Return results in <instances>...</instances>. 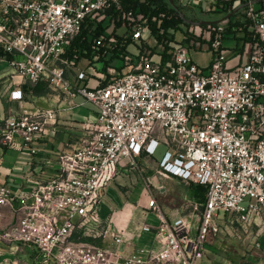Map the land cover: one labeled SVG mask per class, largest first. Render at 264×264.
<instances>
[{"label":"built area","instance_id":"obj_1","mask_svg":"<svg viewBox=\"0 0 264 264\" xmlns=\"http://www.w3.org/2000/svg\"><path fill=\"white\" fill-rule=\"evenodd\" d=\"M206 1L207 11L221 14L215 3L222 0ZM243 1L251 38H241L234 49L219 36L213 39L208 69L185 47L173 49L167 61L161 53L137 50V62L128 61L125 71L115 69L103 84L104 75L89 64L77 69V55L69 57L68 49L87 23L95 29L110 17L109 10L124 9L123 0H0V74L9 80L8 98L15 103L0 120V144L30 155L22 182L0 181V208L12 211V219L0 227V243L28 246L41 264H197L208 255L226 214L235 216L245 233L254 224L259 227L254 234L261 233L264 0ZM141 18L124 12V30L115 33L134 40L152 33ZM207 26L225 32V26ZM110 33L95 36L93 48L104 47L106 38L115 44L117 36ZM234 52L238 61L229 67ZM92 77L98 81L94 86L88 82ZM40 83L49 89V96H40L43 103L35 102L32 90ZM79 94L85 101L75 102ZM85 102L97 109L95 119L80 121L76 140L49 152L62 111ZM161 147L160 177L206 188L205 201L193 205L194 213L201 212L199 222L193 224L187 213L167 215L149 193L152 182L145 180V206L157 222L144 223L142 230L154 236L150 245L128 252L130 238L102 215V192L137 167V158H153ZM84 236L99 241L81 240Z\"/></svg>","mask_w":264,"mask_h":264},{"label":"rangeland","instance_id":"obj_2","mask_svg":"<svg viewBox=\"0 0 264 264\" xmlns=\"http://www.w3.org/2000/svg\"><path fill=\"white\" fill-rule=\"evenodd\" d=\"M173 2H176V5H182L183 14L192 18L193 20H207L211 22L216 21L212 22L216 28L219 25H222L225 26L226 30L228 24L230 23V18L224 20L221 19L240 6L243 7L239 9L234 15H232L231 18L235 21L246 19L244 3L239 4L233 2L231 5L233 9H230V7L228 10H224L220 15L218 14L216 16L215 14L207 11L209 3L206 0L199 5L197 4L193 6H189L187 4L188 0H173ZM261 5V2L255 3L256 7H260ZM119 11V17H123V13L127 10L121 9ZM136 24V22L133 23V25ZM246 24L247 22L244 25ZM142 25H144V22H142ZM181 28L182 29L180 30H175L173 33H165L166 38H163L162 42L152 33H145L143 38L134 40L128 45V52L126 53L124 50L122 51L120 49V47H122L120 46L122 43L118 45V37H116L117 42H115V44L106 38V45L99 49L96 48V52L92 59L90 57H79V53H75L77 55V69L80 68V66L86 67L87 64H89V69L100 75L103 74L104 79L107 78V74L109 73L110 76L108 81H110L115 69L118 71H125L126 67L129 66L128 61H131V63L134 61L137 62L139 56L133 52L140 50V54L142 55L148 54L153 56L155 54L162 53V51L165 49V42L171 47L168 50L170 54L172 53V50L177 47H185L189 49V54L199 66L208 69L214 57V50L209 47L213 39L219 36L222 38L225 47L234 49L241 44V38H245V36L248 35L247 33H242L241 31H237L236 33H218L217 30H213L212 28L210 29L207 24L197 27L188 23H182ZM123 30L124 28L122 27L118 29L119 32ZM249 35L251 36L252 34L249 33ZM75 54H73V56ZM235 54L236 52L231 54L229 60L226 62L229 67L235 65L238 61V57L233 56ZM128 57H132V60H130V58L128 59ZM3 67V64L0 65V70L3 69ZM77 69H74L75 73ZM7 72H9V69ZM44 95L49 96L48 92H46ZM74 100L75 102L80 103L85 101V98L79 94ZM37 102L43 103V100L37 97ZM91 105L93 106L92 103L85 102L83 105L70 109L67 113H70V116H75L76 114V116H79L78 119H80V116L82 115L81 112L88 111V108H90ZM93 108L95 107L93 106ZM5 109L6 105L0 102V110L3 112V114L5 113ZM12 147L13 148L8 147L5 151L4 147L0 146V150L2 153H4L3 165L10 168L16 164V159L19 157L21 150L17 146ZM164 150L165 148L161 147L159 151L153 156V158L145 156L137 158V167L130 169L129 172L125 173V176H123L119 181L112 182L111 185L107 186L103 190V212L108 213L110 211V207H121L122 204L127 199H129L134 204L141 203L135 215V221L137 223L142 222L144 217L146 218L147 222L156 223L157 216L155 212L148 210V208L145 206L149 199V195L143 190L144 181L150 180L152 182V187L149 193L151 196L157 199L159 206L165 211L167 215L169 214L176 216L177 214L187 213L190 215V218H192L193 224L199 222V214H201V212L196 210L198 214L194 213L195 210L193 205L196 203L201 205V203L205 201L204 198L206 195V189L203 185H199L194 182L183 181L177 177H160L156 173V165L161 159ZM53 156L54 155H51V157ZM24 167V171L28 172L29 164H24ZM21 169H23V167ZM12 176L16 177L17 174L13 172ZM140 177H142L143 186L141 190H134V187ZM159 186H163L165 189L160 190L158 188ZM222 214L223 213H221V215ZM219 222L221 231L214 242L209 244V253L207 255L208 258L205 256L197 264H215L214 259L217 256L225 261L222 262V264H241L244 260L245 239H247V233H245L240 223L233 215L226 214L220 217ZM143 236L144 239L142 242H145L150 236L153 237V234L151 232L145 231ZM0 247V264H41V262L38 260L37 252L24 244H19L17 247H9L4 245H1ZM208 259H210V261Z\"/></svg>","mask_w":264,"mask_h":264},{"label":"crops","instance_id":"obj_3","mask_svg":"<svg viewBox=\"0 0 264 264\" xmlns=\"http://www.w3.org/2000/svg\"><path fill=\"white\" fill-rule=\"evenodd\" d=\"M90 86H94L97 84V79L92 77L89 81ZM9 80L4 78L1 79L0 74V102L6 105L5 113L1 112L0 110V120L5 118L9 112V109L15 105V103L9 101ZM35 102H37V97L40 98L39 95H34ZM42 100V99H41ZM68 110L62 111L58 123V132L57 136L50 142L48 145V151L52 152L56 149L62 148L65 146V144L68 142H74L76 140V135L79 132V124L81 123L83 119H89L93 120L96 117L97 109L93 108L91 105L90 108H88V111H82L81 118L78 119L79 116H70V113H67ZM0 146H3L0 144ZM5 151L8 147L13 148L12 146H3ZM16 147V146H14ZM19 147V146H17ZM16 149V148H15ZM50 154V153H49ZM0 158L2 159V163L0 164V181H6L9 179H14L15 182H22L23 181V175L27 174L28 172L24 171V164H26V161L30 158V155L26 152H23L20 150V155L16 159V164H14L13 167H7L3 165L4 161V153L0 150ZM23 167V169H21ZM13 172L17 174L16 177H13ZM19 175V177H18ZM21 175V176H20ZM141 204V203H140ZM140 204H134L131 200L127 199L121 207H110V211L106 213V216L111 218V227L117 230H123L128 238L131 240V245L127 249L128 252L135 251L134 249L150 245L151 241L153 240V237L150 236L146 239L145 242H142L144 239L142 230V227L144 223H146V218L144 217V220L142 222L137 223L135 221V215L137 212V209L140 207ZM1 216H0V227L5 226L11 219H12V211L11 209L7 207L0 208ZM103 212V210H102ZM169 215V214H168ZM171 218L176 217L175 215H169ZM262 221L264 223V213L262 217L257 219V222ZM149 223V222H147ZM152 225H155L156 223H150ZM258 225L254 224L250 233L247 234V239H245V253H244V260L241 264H264V229L259 234H254L258 230ZM151 233L154 236V232L151 231ZM94 239V238H93ZM96 240V239H94ZM96 241H99L97 239ZM258 244V245H257ZM9 246V247H17V246H11L9 244L0 243V246ZM1 248V247H0ZM208 258V256L206 255ZM217 258V259H216ZM214 259L215 264H222L223 261L220 259V257H216ZM210 261V259H208ZM228 264V263H227ZM231 264V263H229ZM236 264V263H235Z\"/></svg>","mask_w":264,"mask_h":264},{"label":"trees","instance_id":"obj_4","mask_svg":"<svg viewBox=\"0 0 264 264\" xmlns=\"http://www.w3.org/2000/svg\"><path fill=\"white\" fill-rule=\"evenodd\" d=\"M236 3V0H222L215 3L221 11L228 10L231 5ZM124 10H132L136 16L142 15L141 20H146V24L149 26L153 35H155L161 42L163 38H166L165 33H173L175 30H180L182 23H187L182 17V5H177L180 10H177L173 7L170 0H123ZM242 0L241 3L243 4ZM175 4H177L175 2ZM230 9H233L231 7ZM119 10L114 8L109 11L110 17L102 23H99L95 29H92V24L88 23L83 27L81 34L75 38L71 46L68 49V56L73 57V54L79 53V57H90L92 59L96 50L93 48V39L98 34L106 31L107 29L111 30L112 34H115L118 37L119 44L122 43L120 49L126 53L128 52V45L134 41L131 36H125L124 33H115L118 27L123 26L124 20L122 17H119ZM183 13V12H182ZM185 17L192 19L185 15ZM246 21L244 20H232L230 18V23L228 24L225 33H236L237 31H245L248 35L245 36V39H250L251 36L249 33H252L248 30V26L244 25ZM245 26V27H244ZM110 33V34H111ZM165 49L162 51L161 56L163 61H167L171 58L169 53V48H171L166 42ZM121 70V69H120ZM109 73L107 78L104 79L103 84L108 82ZM25 89L28 91L29 86H25ZM34 95H43L49 91L48 87L44 83L36 85L33 89ZM200 185V184H199ZM143 186L142 177L136 183L134 190H141ZM206 189V188H205ZM205 199V198H204ZM135 202V201H134ZM103 216H106L105 212H102ZM81 240L94 241L92 237L84 236L80 238Z\"/></svg>","mask_w":264,"mask_h":264},{"label":"water","instance_id":"obj_5","mask_svg":"<svg viewBox=\"0 0 264 264\" xmlns=\"http://www.w3.org/2000/svg\"><path fill=\"white\" fill-rule=\"evenodd\" d=\"M171 4L173 5L174 8H176L177 10H180L179 7L173 2V0H170ZM243 6H240L239 8L235 9L233 12L229 13L228 15H226L223 19H229L232 17V15H234L239 9H241ZM182 17L185 19V21L189 24H194V25H203V24H208L211 21H207V20H193V19H189L187 17H185V15L181 12ZM212 22H216V21H212Z\"/></svg>","mask_w":264,"mask_h":264}]
</instances>
